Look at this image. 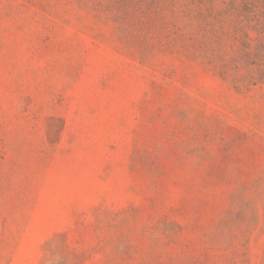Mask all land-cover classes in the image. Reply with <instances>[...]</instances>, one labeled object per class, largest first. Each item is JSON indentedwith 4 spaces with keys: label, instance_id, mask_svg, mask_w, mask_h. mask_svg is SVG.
<instances>
[{
    "label": "rangeland",
    "instance_id": "374dc122",
    "mask_svg": "<svg viewBox=\"0 0 264 264\" xmlns=\"http://www.w3.org/2000/svg\"><path fill=\"white\" fill-rule=\"evenodd\" d=\"M0 264H264V0H0Z\"/></svg>",
    "mask_w": 264,
    "mask_h": 264
}]
</instances>
